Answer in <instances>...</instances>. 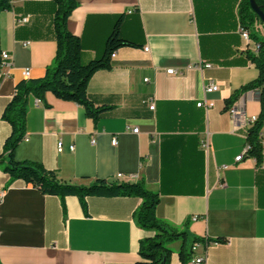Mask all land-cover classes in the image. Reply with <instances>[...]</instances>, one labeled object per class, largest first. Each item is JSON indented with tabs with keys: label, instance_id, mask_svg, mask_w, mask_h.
Here are the masks:
<instances>
[{
	"label": "crops",
	"instance_id": "0c3cea01",
	"mask_svg": "<svg viewBox=\"0 0 264 264\" xmlns=\"http://www.w3.org/2000/svg\"><path fill=\"white\" fill-rule=\"evenodd\" d=\"M75 1L66 26L79 38L82 63L103 56L116 26L132 45L117 48L111 67L87 82V99L105 107L96 119L50 92L44 101L31 96L14 158L41 163L76 184L142 181L158 194L157 218L184 229L187 240L203 239L191 259L264 264V125L260 162L247 154L235 160L245 147L248 120L260 112L258 91H245L225 106L258 76L247 53L257 52L264 27L253 21L245 28L248 41L241 37V0ZM56 8L53 0H10L0 11V52L9 56V64L0 66V157L11 132L2 112L15 84L42 77L53 65ZM21 17L27 22H17ZM210 82L218 89L205 93ZM234 105L241 111L236 119L227 111ZM205 133L208 152L200 143ZM84 200L83 208L76 195L43 194L10 180L0 165V264H133L139 240L153 234L133 217L141 198ZM180 244H171L169 264H181Z\"/></svg>",
	"mask_w": 264,
	"mask_h": 264
},
{
	"label": "trees",
	"instance_id": "16d2710c",
	"mask_svg": "<svg viewBox=\"0 0 264 264\" xmlns=\"http://www.w3.org/2000/svg\"><path fill=\"white\" fill-rule=\"evenodd\" d=\"M57 8L53 17V29L56 41V54L53 65L46 69L44 76L27 78L18 81L14 86V93L4 107L2 118L11 126V132L3 144L0 157L2 170L8 174L10 180L21 179L41 191L43 194L76 195L82 207H85L86 196H135L141 198V203L133 213L136 224L145 230L152 231L151 236L142 238L138 242L137 258L133 264H169L173 250L171 244L180 241L178 257L181 264H188L191 260L194 243L203 241L202 238L192 237L187 240V232L156 217L155 208L159 201L157 192L149 190L142 181L124 182L115 179H94L89 184H76L63 180L55 171L46 169L41 163L16 160L14 150L25 134L26 115L29 98L35 97L44 101L45 93L50 92L56 98L73 101L84 107L86 115L96 119L105 109L94 106L86 95V86L90 76L99 69L111 67L113 52L131 42L121 38L117 26L106 41L103 56L88 63L80 60L81 45L78 36L72 34L66 26V19L76 7L75 0H53ZM264 8V0H255ZM10 7V0H0V11ZM242 28H248L253 21H259L251 10L248 0H241L238 11ZM250 36V32H249ZM256 39V36H253ZM256 53H247L249 59L258 70V76L251 82L244 84L226 100V107L239 94L248 90H257L260 102V112L253 124L247 130L249 150L247 155L260 162L262 145L259 132L264 125V39H258ZM1 61V58H0ZM215 241H220L216 239Z\"/></svg>",
	"mask_w": 264,
	"mask_h": 264
},
{
	"label": "built area",
	"instance_id": "2783aa9c",
	"mask_svg": "<svg viewBox=\"0 0 264 264\" xmlns=\"http://www.w3.org/2000/svg\"><path fill=\"white\" fill-rule=\"evenodd\" d=\"M27 20H28V17H21V18L17 19V22H19V23H25V22H27ZM260 24H261V23H260ZM239 32H240L241 37H242L243 39H245V40L248 41V39H249V31H248L247 29H245V28L240 27ZM111 56H112V55H111ZM0 58H1L0 66H1V65L9 64V61H8L9 56H8L7 53L0 52ZM204 66H205V67H210V64H209V63H205ZM166 72H167V73H174L175 71H174V69H167ZM23 74H24L25 77H27V76H28V71L25 70ZM217 89H218L217 84L214 83V82H210V83L205 87V93H210V92L216 91ZM196 105H197L198 107H200L201 105H204L205 108H208V107H210L212 104H211V103L206 104V103L198 102V103H196ZM153 107H154V106H153V103H152V101H150V103H149V108H150V109H153ZM227 111H228V113L231 115V117H233L234 119L238 118L239 115H240V112H241L240 109H239V107H238L237 105L230 106V107L227 109ZM255 118H256V117H252V118H250V119L248 120V124H249V125L253 124V122L255 121ZM132 132H133V133H137V132H138V129H137V128L132 129ZM246 134H247V133H246ZM259 138H260V140H261V132H259ZM91 141L93 142V139H91ZM111 143H112L113 145H115V144H116V139L113 138V139L111 140ZM200 143H201V147L203 148V150H204L205 152H208L209 149H210V142H209V134H208V133H205V134H204V136H203V138L201 139ZM249 147H250V146H249V144H248V142H247V139H246V143H245V147H244L243 152H242L241 154L237 155V156L235 157V160H236V161L241 160V158L243 157V155H244V154H247V152H248V150H249ZM72 148H73V146H70V149H72ZM56 149H57L58 152H60V151L62 150V143H61V141H58V142H57ZM223 167H225V166H223ZM121 176H122L121 174H118V175H117V178H120ZM196 244H197V243H194V245L192 246V249L195 248ZM203 261H204V257H203V256H200V257H197V258H193V259H191L190 262H189L188 264H202Z\"/></svg>",
	"mask_w": 264,
	"mask_h": 264
},
{
	"label": "water",
	"instance_id": "95a60500",
	"mask_svg": "<svg viewBox=\"0 0 264 264\" xmlns=\"http://www.w3.org/2000/svg\"><path fill=\"white\" fill-rule=\"evenodd\" d=\"M251 10L256 14L262 27H264V8L262 5L257 4L255 0H248Z\"/></svg>",
	"mask_w": 264,
	"mask_h": 264
}]
</instances>
